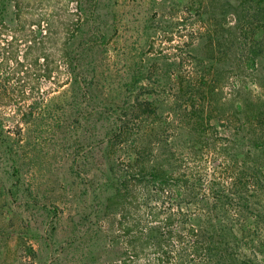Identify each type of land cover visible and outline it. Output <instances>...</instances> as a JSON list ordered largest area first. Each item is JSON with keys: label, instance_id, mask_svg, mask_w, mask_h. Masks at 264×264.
<instances>
[{"label": "trees", "instance_id": "16d2710c", "mask_svg": "<svg viewBox=\"0 0 264 264\" xmlns=\"http://www.w3.org/2000/svg\"><path fill=\"white\" fill-rule=\"evenodd\" d=\"M256 1L262 2L264 11V0ZM94 9L92 6L90 13ZM90 21L84 16L76 23L78 36H0V63L9 61L6 54L21 40L26 47L24 60L11 53L20 69L34 50L32 63L43 67L45 79L59 68L65 72L56 97L22 107L0 102V116H6L1 110L5 107L11 116L17 115L18 134L42 124L64 132L62 146L68 143L72 152L67 158L77 174L87 172L79 168L78 157L84 162L85 154L90 153L87 163L99 173L93 176L94 216L109 220L115 250L104 264H238L234 252L240 241L234 228L241 223L242 229H247L250 221L257 224L264 217V206L258 208L253 221L247 214L249 194L264 192V100L244 109L246 118L236 130V136H247L248 149L243 152L238 145L227 148L219 129L228 128L229 117L205 97L196 100L188 88L192 78L177 69L191 56L196 45L193 38L175 36L176 30L160 25L152 29L150 24L152 31L147 33L142 54L152 58V67L130 64L123 80L113 85L94 78L87 66L105 36L102 28ZM85 24L90 29L83 30ZM45 43L54 47L53 54ZM249 51L252 65L256 56L264 55V36H257ZM159 62L168 69L153 71ZM97 65L93 64L92 72ZM174 87L177 93L190 96L183 99L173 94L174 98H169ZM5 93L6 88L0 86V98ZM56 98L60 104L55 103ZM2 117L0 147L12 148L5 139ZM219 158L226 164L218 176L214 169L209 172V166L212 162L214 167ZM18 172L14 163L13 176Z\"/></svg>", "mask_w": 264, "mask_h": 264}, {"label": "rangeland", "instance_id": "374dc122", "mask_svg": "<svg viewBox=\"0 0 264 264\" xmlns=\"http://www.w3.org/2000/svg\"><path fill=\"white\" fill-rule=\"evenodd\" d=\"M17 2L16 7L14 0H0V36L59 38L70 33L78 36L76 23L82 22L84 16L91 23L96 22L94 24L105 33L104 41L101 47L92 52V63L89 62L87 66L91 75L94 73V78H104L102 81L108 84L111 82L115 85V82L123 80L130 64L139 63V68L147 65L152 67V58L142 53L146 49L144 41L148 37L147 33L153 27L160 25L174 32L176 30L175 36H186V40L187 36L193 38L196 45L191 49V56L186 57L187 61L178 65L177 69L188 79L192 78L188 80V88L195 93L196 100L205 97L229 117L228 128L224 125L219 129V133L225 137L221 142L227 148L238 145L243 152L248 149L247 136L235 134L241 128L240 120L246 118L244 109L254 108L260 100H264V55L256 56L252 65L249 61L251 46L257 36H264L262 2ZM92 6L95 7L94 13H90ZM150 24L152 29L148 28ZM87 29L90 26L85 24L83 30ZM20 41L6 54L9 61L5 62L4 59L0 63V86L6 88L0 102L7 101V104L22 107L34 101L45 102L48 98L56 97L62 90L58 85L65 78V72L59 68L53 77L45 79L43 67L32 63L37 53L34 50L30 56L26 51L29 59L20 69L15 64L14 56L11 57V53H14L19 60H24L26 47L24 41ZM45 45L52 54L55 52L51 44ZM133 56L138 57L134 59ZM94 63L98 65L92 72ZM168 67L159 62L152 69L160 73ZM177 92L178 89L174 87L168 97L173 99V94L183 99L190 96L188 93ZM55 103H59L58 98ZM5 108L1 109L3 113L11 116L10 109ZM241 108L244 112L240 111ZM235 111L237 115H234ZM16 116L8 117L9 120L0 116L6 128L5 139L13 145L12 148L0 147V264H104L114 255L115 250L111 242L112 234L109 233V220L94 216L97 198L93 176L99 173L87 163L90 153L85 154L87 159L84 162L82 157H78L79 168L87 172L82 170V173L77 174L75 166L67 158L72 152L68 143L65 148L62 146L66 135L64 132L47 129L42 124L27 134H18ZM34 143L36 145L33 146ZM247 158L249 162L252 159L251 156ZM14 163L19 166L17 177L13 176ZM224 164L226 162L221 158L216 159L214 167L210 162L209 172L214 169L219 176L224 172ZM229 182H225V186ZM247 200L251 204L247 214L252 216L253 221L254 214L264 206V192L258 196L249 194ZM259 221L257 224L250 221L251 226L247 229H242L241 223L234 228L240 241L234 252L240 259L238 264H264V217ZM29 247L30 250L27 249Z\"/></svg>", "mask_w": 264, "mask_h": 264}]
</instances>
